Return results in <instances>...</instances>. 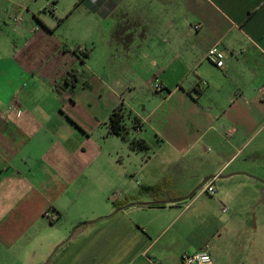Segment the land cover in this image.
<instances>
[{
    "label": "crops",
    "instance_id": "0c3cea01",
    "mask_svg": "<svg viewBox=\"0 0 264 264\" xmlns=\"http://www.w3.org/2000/svg\"><path fill=\"white\" fill-rule=\"evenodd\" d=\"M127 8L135 37L116 71L68 43L67 25L87 40L96 13ZM214 46L223 70L206 58ZM262 88L264 0H0V264H183L206 249L214 264H251L233 218L215 226L192 211L204 188L175 201L206 176L241 174L229 165L264 133ZM119 106L131 137L153 153L144 161L128 147L140 164L105 180L97 209L83 213L80 179L101 152L93 132L104 125L128 146L109 130ZM207 144L217 151L202 158ZM247 155L264 162V135ZM190 163L204 168L192 175Z\"/></svg>",
    "mask_w": 264,
    "mask_h": 264
},
{
    "label": "rangeland",
    "instance_id": "374dc122",
    "mask_svg": "<svg viewBox=\"0 0 264 264\" xmlns=\"http://www.w3.org/2000/svg\"><path fill=\"white\" fill-rule=\"evenodd\" d=\"M128 5L133 8L135 6L134 3ZM126 11L127 12L123 14V16L122 13L116 12L110 17L96 13L93 30L89 33L90 37L87 40L85 39V34L80 33L76 35V37L73 36L74 34L70 26L67 25L64 29L66 30L64 33L67 35L66 37H68V39L72 37L68 43L70 45L74 42L79 43V46L83 47L82 51L77 48L75 49L78 55L84 60L93 58L98 68L104 65L107 66L109 63L108 66L113 71H116L119 61L124 58L125 45L131 44L129 41L135 37V32L133 30L135 22L133 14H131L132 10L127 8ZM48 13L50 15L52 14L50 11H48ZM124 22L126 24H124ZM126 25L133 27V29H126ZM93 135L95 138H101L99 141L101 152L94 161L92 160L90 167L87 168V172L80 179L82 186H88L85 192V194H88L86 197L87 201H81L82 198L80 196L77 202L79 211L89 214L98 207L93 200L97 197V191L101 188L105 180L116 178L118 173L123 174L126 171L131 172L136 165L140 164L139 160L137 161L132 158L134 155H130L131 153L129 152L128 146L125 147L123 143L114 139L115 137L109 139L106 137L107 128L104 125L95 130ZM263 135L264 133L255 140L254 144L250 145L242 157L229 165L228 172L235 171L241 174L230 179H215L214 182L216 183L213 185L215 187V193L213 195L205 193L203 197L197 200L192 210L194 211L196 208H199L201 213L207 215L209 222L213 221L215 226L218 225L219 222L224 224L229 218H233L234 228L232 237L236 238L235 241L239 250L244 247L246 248L248 253L247 260L249 261L248 263L251 262V264H264V193H262V191L259 193L252 188L249 183L250 177L248 178V176H254L264 180V162L248 159L247 154L251 152L259 138L263 137ZM216 151L213 145L207 144L201 146L196 154L202 158H208L213 156ZM152 153L153 150L143 153L144 158L142 157V160L145 161L147 156ZM223 154L225 156V153ZM117 162H120L123 167L116 168L114 164ZM203 168V166H200V163H190L187 166V172L195 175L203 170ZM174 170L177 169L174 168ZM174 170L172 169L171 171ZM203 180L204 178L202 181ZM257 184L258 188L264 190V185L259 182ZM203 188L199 190L198 193L201 192ZM109 197L110 202L118 199L117 193L114 192H112ZM223 207L228 208V213L222 212ZM113 213L114 212H112V214ZM112 214H110V216ZM95 221H97V219L87 220L82 222L81 225ZM242 222L248 223L247 229L243 228L244 225L242 226ZM75 228L72 230L71 234H69L68 238L72 235Z\"/></svg>",
    "mask_w": 264,
    "mask_h": 264
},
{
    "label": "built area",
    "instance_id": "2783aa9c",
    "mask_svg": "<svg viewBox=\"0 0 264 264\" xmlns=\"http://www.w3.org/2000/svg\"><path fill=\"white\" fill-rule=\"evenodd\" d=\"M19 22L21 19L18 20ZM206 58L210 64L216 68L223 70L225 68V56L222 50L217 46L212 47L207 52ZM153 88L156 92L162 91V86L157 82L156 85H153ZM262 95H264V88L261 90ZM204 191L210 195L215 193V189L211 182L207 183L204 187ZM223 212L227 213L228 208L223 207ZM46 217L50 218L49 214H46ZM183 264H214L213 257L208 249L200 251L195 254H185L182 258Z\"/></svg>",
    "mask_w": 264,
    "mask_h": 264
},
{
    "label": "trees",
    "instance_id": "16d2710c",
    "mask_svg": "<svg viewBox=\"0 0 264 264\" xmlns=\"http://www.w3.org/2000/svg\"><path fill=\"white\" fill-rule=\"evenodd\" d=\"M61 22L62 20L59 21V23ZM125 117L126 113L122 106H119L112 112L108 123L110 134L119 137L133 152H149L151 148L144 140L131 137V129L125 125ZM139 124V121L135 119L133 121L132 129H139Z\"/></svg>",
    "mask_w": 264,
    "mask_h": 264
},
{
    "label": "water",
    "instance_id": "95a60500",
    "mask_svg": "<svg viewBox=\"0 0 264 264\" xmlns=\"http://www.w3.org/2000/svg\"><path fill=\"white\" fill-rule=\"evenodd\" d=\"M235 174H229V175H220V176H218V175H212V176H208V177H206V178H204V180L199 184V186L198 187H196L195 188V190L190 194V195H188V196H186V197H184V198H182V199H180V200H177V201H175V203L176 202H181V201H186V200H189V199H191V198H193L194 196H195V194L199 191V190H201L208 182H210V181H212V180H214V179H224V178H228V177H232V176H234ZM248 176V175H247ZM248 177H250L251 179H253L254 181H256V182H259V183H261L262 185H264V180H261V179H259V178H257V177H254V176H248ZM138 205H141V206H148V205H150V204H138ZM134 206H136V204H129L127 207H134ZM90 223H93V222H90Z\"/></svg>",
    "mask_w": 264,
    "mask_h": 264
}]
</instances>
